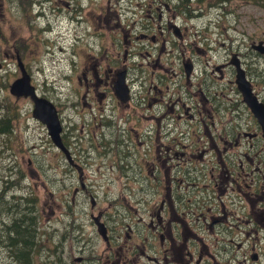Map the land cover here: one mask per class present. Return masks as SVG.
Masks as SVG:
<instances>
[{"label": "flooded vegetation", "instance_id": "flooded-vegetation-1", "mask_svg": "<svg viewBox=\"0 0 264 264\" xmlns=\"http://www.w3.org/2000/svg\"><path fill=\"white\" fill-rule=\"evenodd\" d=\"M52 1L59 0H11L18 16L34 21L28 37L13 32L11 58L17 64L16 79L22 76L19 59L32 84L35 69L44 68L40 53L48 50L45 37L51 26L49 22L41 25L39 19L52 14L45 10ZM190 1L153 0L142 10L143 15L132 21L133 29L84 34L91 40L88 48L83 52L78 49L70 64L72 74H64L79 86L68 88L66 100L55 101L62 139L74 162L51 142L46 125L34 118L30 96L13 95L17 102L29 100L33 106L30 116L58 151V160L45 165H65L62 173L66 176L71 170L70 179L79 181L72 190L73 201L82 194L91 200V208L83 206L81 212L90 215L96 234L93 238L78 235L83 222L74 211L64 212L71 219H60V234L59 228L44 218L43 223L55 228L40 226L34 242L45 264H53V260L71 264L68 258L73 264H264V115L261 121L251 110L238 82L240 68L243 86L248 88L249 82L252 97L264 106V53L255 47L264 45V32L249 36L245 44L249 52L229 51L220 62L190 53L206 54L208 50L197 45L190 52L181 49L174 54L189 29L179 24V16L190 15ZM199 1L204 4L206 0ZM73 10L71 21L87 22L81 6ZM58 11L61 16L59 6ZM97 25L113 28L108 12ZM81 33L75 42L84 39ZM122 77L129 89L127 101L116 92ZM89 109L93 115L88 130L85 113ZM13 115L19 123L24 116L16 111ZM17 121L13 126L9 116L0 131L10 134ZM85 133L89 134L87 140ZM126 160L134 162L136 172L132 175ZM114 165L123 181L121 192L110 198L114 192L105 190L104 200L100 190L85 184V166L99 179L105 174L101 167L112 171ZM146 196L150 197L144 200ZM99 199L107 201L106 206H100ZM139 206L143 208L139 210ZM37 209L39 212V206ZM132 214H137L138 220L134 221ZM96 219L104 223V235ZM68 222L75 226L67 236ZM68 241H72L69 246ZM75 245H79V256L68 252Z\"/></svg>", "mask_w": 264, "mask_h": 264}, {"label": "rangeland", "instance_id": "rangeland-1", "mask_svg": "<svg viewBox=\"0 0 264 264\" xmlns=\"http://www.w3.org/2000/svg\"><path fill=\"white\" fill-rule=\"evenodd\" d=\"M131 2H141V8L134 7L130 4ZM173 2L177 3V0H173ZM48 3L45 5V10L52 14H48L49 16L44 19H39L41 25L49 22L51 26L50 30L47 31L50 33L45 37V39H49L48 50L40 53L43 55L44 68L36 70L34 67L33 71L35 69V84L39 86L38 93L41 95L45 92L46 97L55 102L58 98L66 100L70 86H79L76 80L70 82L68 79L66 80L64 74H72L71 60H75L74 57L79 50L83 52V49L88 48V43L91 40L90 37H84V34L101 31L122 32V28L133 29L130 26L132 21L139 19L143 15L142 10L152 4L153 0H59ZM190 3L191 13L193 11L194 16L191 19L187 18L186 14L179 16V24L181 26L187 25L189 29L184 31L186 36L183 45H181L182 48L179 47V50L175 51L174 54L180 53L181 49L190 52V49H195V45H197L206 48L208 50L206 54H198L193 50L190 53L200 55L203 59L212 56L214 61L220 62L225 60L229 51L240 49L243 54L249 52V49L245 48V44L248 45L249 36L254 32L259 34L264 32V0H232L230 3H219V5L216 0H209V3L206 0L204 4L199 0H191ZM58 6L63 10L61 16L58 14ZM75 6L83 8L82 14L87 22L71 21L70 16L75 15L73 10ZM107 7L110 10H107ZM107 12L113 28L104 29L105 27H103L100 29L97 22L99 18H105ZM31 22L34 23L33 19L17 15L11 0H0V32H2V35L0 34V120H6L11 116L14 126L17 121L13 115L14 112L16 111L17 115L19 112L24 114L21 122L17 121V127L10 134H6L9 132L8 130L4 133L0 131V202L5 200V209L9 212L8 214L0 212V238L2 233L6 231L7 222L12 224L17 221L21 225L24 224L23 229H26L27 233L26 255L23 256L20 253V246L12 248L14 243L10 240V247L0 248V264H45L44 255L42 256L41 250L35 247L34 243L38 229L40 226H44L45 229L51 228L43 223L44 218L48 217L59 228L57 233L60 234L63 225L60 219L63 220L64 217L71 219L64 214L67 210L74 211L77 217H81L78 220L83 222V226L78 235L87 239L96 236L90 215L85 217V212L84 214L81 212L83 206L88 210L91 208L89 196L82 194L73 201L72 190L75 184L78 183L79 185V181L70 179L71 170L66 172L68 175L65 176V172L62 173V169L65 170L66 168L65 165L63 168L57 165H52L50 168V166L45 165L48 161L55 162L58 160L56 155L58 151L49 142L45 130L38 126L30 116L33 106L29 100L17 102L10 92V85L18 77L17 64L11 58L13 32H20L22 36L28 37V32H31ZM119 22L120 26L117 25ZM57 32H65V34L60 35ZM80 33L84 39L75 42L76 36H79ZM207 38L208 41H206ZM41 43L38 41L37 45L40 44L39 47L44 50ZM85 115L86 128L89 130L88 121L93 115L92 109L86 111ZM206 119L210 123L208 116ZM3 126L6 127V125ZM81 132L83 133L82 130ZM77 133L80 134V130ZM84 137L87 140L89 134L85 133ZM8 138L12 140L5 144L4 140ZM199 140L197 137V144H199ZM29 158L34 160L32 164L29 163ZM41 161L45 163L43 164ZM101 171H104L105 174L102 178L96 179L92 168H89V171L88 168L85 169V181L90 186L100 184V196L107 200L103 192L105 190L114 192L110 198L120 193L122 179L116 165L113 166L112 171L110 169L105 171V166L101 167ZM149 197H144V200ZM106 202L99 199L100 206H106ZM27 205H31L34 211H27ZM37 206H39V212ZM140 207H138L139 210ZM123 210L121 208V211ZM132 217L135 221L138 220L139 216L132 214ZM66 226L65 229L70 231L71 224H66ZM53 229L55 228H51V230ZM59 237L60 235L57 236V238ZM72 241H68L67 246ZM78 247L79 245H75L73 251L68 250V252L73 256H79L76 254ZM16 248L18 253L12 258L10 250ZM68 262L73 264L72 258H68ZM53 264H61V262L53 260Z\"/></svg>", "mask_w": 264, "mask_h": 264}, {"label": "water", "instance_id": "water-1", "mask_svg": "<svg viewBox=\"0 0 264 264\" xmlns=\"http://www.w3.org/2000/svg\"><path fill=\"white\" fill-rule=\"evenodd\" d=\"M258 50H260L261 52L264 53V45L260 46H255ZM19 67L22 71V76L19 77L18 79H16L11 85H10V92L13 95H16L18 97H20L21 95H24L26 97L30 96L31 100L34 103V108H33V115L35 118L37 119H41L44 123L47 124L48 129H49V133L51 134L55 144L57 146H59L60 148H62L67 155L68 161L69 162H73L72 161V156L69 152V150L66 149V147L64 146L63 142H62V138H61V131H62V124L58 115V111L54 105V103L52 101H50L49 99L40 96L37 92H36V88L34 85H32L31 81H30V76L26 70V68L24 67V64L22 63V61L19 59ZM189 71V70H188ZM122 76V75H121ZM245 79H244V71H242L239 68V79L238 82L240 83V87L242 89V91L244 92V96L247 100L248 105L251 107V110L255 113H257V115L260 117L261 121H262V117L264 115V110L262 108H264V106L260 103H258L255 99V97H252V91L250 88V83L246 81V87L243 86ZM116 92L117 95L123 100V101H127L129 99V89L128 86L126 84V80L124 77L120 78L117 83H116ZM262 106V107H261ZM96 222L98 224V229L99 232L104 235V231H103V226L104 223H100L97 219Z\"/></svg>", "mask_w": 264, "mask_h": 264}, {"label": "trees", "instance_id": "trees-1", "mask_svg": "<svg viewBox=\"0 0 264 264\" xmlns=\"http://www.w3.org/2000/svg\"><path fill=\"white\" fill-rule=\"evenodd\" d=\"M219 2H223V0H216ZM228 1V0H227ZM190 15L186 14L187 18H190L192 16H194L192 13H189ZM190 16V17H188ZM3 125H6V120L3 119L0 120V126L2 127ZM2 129V128H1ZM10 132V131H9ZM27 208L31 209V205H27ZM2 211V212H1ZM5 209V200L3 199L0 202V212L1 213H9L8 211ZM24 224H20L17 221H14L12 225H7V229L4 233V244L8 245L10 247V240L13 241L14 245L12 246V248L16 247V246H20V253L25 256L26 252H25V246L27 243V238H26V229H23ZM8 230V231H7ZM18 253L17 248L16 249H11L10 250V256L13 258V256H15V254Z\"/></svg>", "mask_w": 264, "mask_h": 264}, {"label": "bare ground", "instance_id": "bare-ground-1", "mask_svg": "<svg viewBox=\"0 0 264 264\" xmlns=\"http://www.w3.org/2000/svg\"><path fill=\"white\" fill-rule=\"evenodd\" d=\"M62 50H63V48H62ZM30 76V75H29ZM31 80H32V77H31ZM32 85H34V84H32ZM34 86H36V85H34ZM36 88V92L38 93V89H37V87H35ZM39 94V93H38ZM40 95V94H39ZM40 96H42V95H40ZM42 97H45V98H47L46 96H42ZM47 99H49V98H47ZM50 101H52L51 99H49ZM53 102V101H52ZM54 103V105H55V107H56V109H57V105H56V103L55 102H53ZM58 111V110H57ZM58 115H59V113H58ZM34 116V115H33ZM33 118V117H32ZM35 118V117H34ZM60 118V117H59ZM35 119H37V118H35ZM37 120H39L40 122H42L44 125H46V127H47V130H48V134H49V136H50V138H51V142H53L54 144H55V142H54V140H53V138H52V136H51V134L49 133V129H48V126H47V124L46 123H44L41 119H37ZM60 135H61V138H62V131H61V133H60ZM62 142H63V139H62ZM53 144V145H54ZM63 144H64V146L66 147V149L67 150H69V152H70V154H71V156H72V153H71V149L70 148H68L66 145H65V143L63 142ZM56 145V144H55ZM56 147H58V148H60L59 146H57L56 145ZM60 149H62V148H60ZM63 150V149H62ZM64 151V150H63ZM67 160H68V158H67ZM72 161L74 162V158H73V156H72ZM86 167V170H87V168H88V171H89V167H87V166H85ZM126 167H127V169H128V173L129 174H134L135 172H136V168H135V165H134V162L131 160V161H129V160H126ZM100 178V177H99ZM86 179V177L84 176V180ZM122 183H123V181H122ZM122 183H121V185H122ZM85 184L87 185V186H89V187H93V190H96V191H99V184H94V185H92V186H90V185H88L87 183H86V181H85ZM118 194V193H117ZM116 194V195H117ZM27 211H34L33 210V208L31 207V209L30 208H27L26 209ZM13 224V223H12ZM12 224H9V225H12ZM68 224H71V227H70V229L71 230H73V227L75 226L72 222H68L67 223V225ZM7 225H8V222H7ZM7 225H6V229H7ZM8 231V230H7ZM69 232L70 231H68V233H67V236H68V234H69ZM32 236H34V234H31ZM3 238H4V232L2 233V236H1V240H0V248H4V247H8V245H5L4 244V241H3ZM15 262V261H14Z\"/></svg>", "mask_w": 264, "mask_h": 264}]
</instances>
